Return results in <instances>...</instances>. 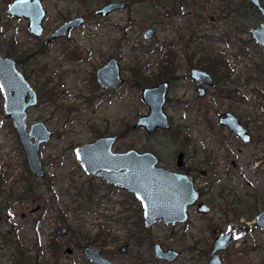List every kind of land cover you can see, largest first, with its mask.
Returning a JSON list of instances; mask_svg holds the SVG:
<instances>
[{"label": "rangeland", "instance_id": "1", "mask_svg": "<svg viewBox=\"0 0 264 264\" xmlns=\"http://www.w3.org/2000/svg\"><path fill=\"white\" fill-rule=\"evenodd\" d=\"M11 1L0 0V50L17 60L18 70L37 92L38 103L27 112V128L43 121L54 135L40 146L44 174L37 178L28 168L17 133L3 111L0 94V175L4 178L0 192V206H4L0 209V264H16L13 248L3 243V235L8 231L14 234L13 230L28 255L36 257L37 264H92L83 253L84 246L95 248L118 264H207L205 253L218 234L228 230H233L237 239L220 253L225 264H264V230L254 225L256 212L264 208V164L246 167L255 155L251 144L241 154H234L238 167L225 172V178L221 179L217 170L214 173L216 197L212 200V193L205 197L211 206L206 216L191 209L184 225L158 221L149 229L141 228L142 209L133 194L87 176L73 151L101 136L119 135L113 145L115 152L153 150L162 157L161 164L176 167V151L182 142L181 138L175 140V130L188 123L190 136L203 139L206 147L222 158L223 152L210 137L205 122L192 125L199 119L200 110L206 109L210 117H215L217 111L236 108L233 101L223 97L217 82L211 88L205 87L207 92L202 97L192 87L187 56L194 55L191 60L198 64L203 48L225 56L233 68L230 88L246 82L244 104L239 109L244 117L250 114L258 118L256 127L264 133V53L248 28L251 23L258 26L262 22L260 13L250 9L249 16L245 19L240 15L237 22L231 12L234 20H221L224 3L217 0H178L175 10L162 6L160 0H124L122 10L100 17L93 10L103 0H42L47 10L45 29L42 37H36L28 31L26 19L9 15ZM76 15L84 16L82 26L43 44L63 20ZM148 27L155 30L151 39L143 37ZM113 57L119 60L124 83L115 89H103L95 74ZM171 57L179 80L169 82L164 111L172 126L170 131L148 135L144 129L132 126L139 116L148 113L141 90L158 82L139 85L143 77L140 75L150 80L157 78ZM203 62L200 67L208 70ZM50 88L59 97L57 103H50L48 94L44 101L39 98V89L45 92ZM191 162L192 159L188 164L192 167ZM236 173L243 177L236 178ZM89 179L93 186L97 185L94 195L105 196L102 202L99 197L88 202L73 196V188L86 186ZM232 184L255 211L250 208L248 214L233 215L236 210L228 207V197L218 196L224 190L221 186ZM28 186L30 191L22 196ZM98 200L101 203L96 204ZM80 202L86 205L79 207ZM61 227L67 228L65 235L59 233ZM216 228L218 234L213 233ZM53 243L61 246L56 257L51 254ZM156 243L164 250H178L180 256L173 262L157 258L153 251ZM124 245L126 252H119Z\"/></svg>", "mask_w": 264, "mask_h": 264}, {"label": "water", "instance_id": "2", "mask_svg": "<svg viewBox=\"0 0 264 264\" xmlns=\"http://www.w3.org/2000/svg\"><path fill=\"white\" fill-rule=\"evenodd\" d=\"M259 11L261 25L249 31L256 43L264 51V5L260 0H249ZM125 2L111 1L100 5L95 10L96 15L107 17L112 12L122 10ZM10 16L17 19L24 18L27 28L36 37L42 35L43 20L46 10L41 0H13L8 6ZM84 22L82 16L68 19L60 24L52 34L44 40L48 44L59 37L66 36L73 28L80 27ZM155 35L153 27H148L143 34L146 39ZM96 80L98 84L106 89H115L124 83L120 71V63L113 57L107 60L97 71ZM190 77L200 85L209 87L214 85V77L203 69H192ZM168 82L162 81L154 86H147L142 91V101L147 105L148 113L138 117L134 128H143L147 134L159 129L168 130L171 127L168 115L164 111V105L168 96ZM200 94L205 89L200 88ZM0 94L3 98V111L10 118L15 129L18 140L30 172L37 178H42L43 166L39 157L40 146L51 140L54 133L43 122L26 125L28 109L34 107L38 102L36 90L30 85L25 76L17 69L16 61L3 56L0 51ZM220 123L225 124L230 130L239 135L243 140L249 138L245 135L246 129L242 127L239 119L230 112L220 115ZM119 135L104 136L92 142L78 145L74 148V155L79 166L87 176L102 179L106 184L117 186L127 192H131L141 205L144 226L151 228L160 221L165 224L174 225L177 222L185 223L188 220L189 206L197 204L198 211L206 214L209 207L203 202L197 203L199 196L194 185L187 175L170 172L157 165V156L152 152H137L128 149L123 152L113 151V145L117 142ZM256 225L264 229V211L257 217ZM66 227H61L59 233L65 235ZM218 233V229L215 231ZM236 235L228 231L219 234L213 242L208 253V264H223L219 252L227 249L235 240ZM126 245L122 246L120 252H126ZM71 251L67 249V252ZM157 258L173 262L179 255L178 250L163 249L159 243L154 245ZM83 253L92 264H118L102 256L98 250L90 246L83 248Z\"/></svg>", "mask_w": 264, "mask_h": 264}, {"label": "flooded vegetation", "instance_id": "3", "mask_svg": "<svg viewBox=\"0 0 264 264\" xmlns=\"http://www.w3.org/2000/svg\"><path fill=\"white\" fill-rule=\"evenodd\" d=\"M111 1H118V0H111ZM111 1H109V2H111ZM41 2H42V0H41ZM260 2L262 3V0H260ZM105 3H108V2H105ZM9 4H8V6H9ZM125 4H126V2H125ZM125 4H124V6H125ZM42 5H43V8L46 10V8L44 7L43 2H42ZM98 8H100V6H98L97 8H95L93 10L94 14H95V10L98 9ZM166 15L168 16L167 13H166ZM46 16H47V10H46ZM46 16H45V18H46ZM77 16H81V15H76L73 18H75ZM97 16H100V15H97ZM82 17L84 18V16H82ZM45 18H44V20H45ZM21 19H24V18H21ZM68 19H72V18H68ZM68 19L63 20L61 22V24L64 21L68 20ZM44 20H43V22H44ZM84 22H85V18H84ZM84 22H83V24H84ZM261 23L258 26H255V27H259L261 25ZM56 28H54L49 33V35L46 38H48ZM76 28H78V27H76ZM252 28H254V27H252ZM44 29L45 28H44V24H43V32H42V35L44 33ZM73 29H71V30H73ZM251 29H250V31H251ZM70 31H69V33H70ZM42 35L39 36V37H42ZM46 38H44V40ZM59 38H61V37H59ZM59 38H57V39H59ZM57 39H55V40H57ZM44 40H43V44H44ZM50 42H52V41H50ZM44 45H47V44H44ZM263 53H264V51H263ZM7 57H10V56H7ZM187 57L191 60L194 57V55H190V56L188 55ZM11 58H13V57H11ZM13 59L16 61V67H17V64H18L17 63V60L15 58H13ZM201 59L198 60L199 63H201V61H202ZM191 62H192V65L189 64V66H188V68H189V73L187 74L188 75V78L191 79V83H194L195 86L192 85V87L194 88V90H196L198 97L205 96L206 95V92H207V90H206L205 87H209V86H207V85H200L199 86L196 83V81L193 78L190 77V72H191L192 69H203V70L207 71L212 77H214V75H213V73L209 72L208 70L204 69L203 67H200L201 65L199 63H198V65H196V64L193 63L192 60H191ZM263 66H264V60H263ZM173 75H174V78H172V79L170 78L169 80H162V81H167L169 83L170 81L179 80L177 78V76H176V72ZM95 78H96V75H95ZM162 81H159V82H162ZM97 84H98V82H97ZM215 84H216V78L214 77V85L213 86H215ZM168 86H169V84H168ZM213 86H211V87H213ZM200 88H204L205 89L204 94H200V91H199ZM245 88H246V82H243L242 84H240V83L239 84H235L233 86V88H229L230 90H233L234 91V94H236V97H234V98H227V99L233 101L234 102V106H236V108H230L229 107V108H227V110L217 111V112H215V117H210L211 113L210 112L207 113V110L206 109L204 111L203 110H200V109H195V111L200 110V113L198 114L200 117H199V119H195L194 120L195 122L192 125H195L196 122H198V123H202V121L205 122V124L207 126V129H208V131L210 133V137L211 138H215L214 140L218 142L217 147H220L219 150H222V152H223L222 158L218 157L217 153L214 152V150H212V151L209 150V148H207L206 145L204 144V140L203 139H200L198 137L197 138L196 137L193 138V136H190L191 134L188 132L187 129H189L191 127V125L188 124V123H182L181 124V127L182 128L181 127H178L175 130V132L177 131L176 132L175 140H179V138H181L180 143L182 142V147L180 146L181 144L175 142V143H177V146L181 147V149L179 151H176L177 152L176 164H175L176 167H173V165H169V164H166L165 165V163L164 164L163 163L161 164V162H163V159H162L161 156L157 155L155 153V151H153V150L147 151V152H152L154 155L157 156V159H158L157 165L160 168L163 167L166 170L170 171L171 173L172 172H175V173H178V174H181V175H183V174L184 175H187L189 177V180L194 185V188L198 192L199 199H198L197 203H199V202L205 203V205H207L209 207V212L211 211V206L208 204V201L205 199V197L209 193H212L211 194L212 195V197H211L212 200H214L215 197H216L213 194V191L216 190L215 189L216 180L213 181V179L215 178V174L214 173L216 172V170L219 171V172H221V174H219V177H221V179H222L223 176L225 178V175H226L225 172L230 171V170L232 171L233 168L236 169V167H238V162H235L234 161V159H236V157H237V156L235 157V155H234L235 153H240L241 154V152L243 150H245L246 146L249 145V144H251L253 146L252 147V150L255 152V155H252V157L250 159V162L247 163L246 167L248 165H250V167H254V168L256 167V168H258L259 165H263L264 164V149H262V143L264 142V133L260 131L261 130L260 128L258 129L256 127V123H257V119L258 118L253 117L250 114H247V116L244 117L243 116V113H242V108L239 109V107L244 104L245 97H242V92H243V90L245 91ZM103 89H106V88H103ZM230 95L232 96L231 93H230ZM227 112L232 113L233 115L236 116L237 119H239L240 124L242 125V127H244V129H246L245 135H248L249 136V138L247 140H243L239 135H237L232 130H230L225 124L222 125L220 123V120H219L220 119V115L223 116V114H225ZM169 122H170V120H169ZM170 123H171V126H172V122H170ZM138 128H134V129H138ZM141 129H143V128H141ZM159 130H162L164 132L170 131V129H168V130L159 129ZM159 130H156L155 132H157ZM155 132L149 133V134H154ZM109 136H112V135H109ZM101 137H104V136H101ZM183 138H185L184 139V142L182 140ZM142 152H144V151H142ZM172 156L175 157L176 154L175 153L174 154L172 153ZM188 156H190V159H192V162L190 163V164H192V167L189 166V164H188V161L190 160V159H188ZM237 176H240L241 177L242 175L240 173H236V178H237ZM204 177L206 178L205 181H202L201 182L200 181L201 178H204ZM211 177H212V179H211ZM115 187H117V186H115ZM221 187L224 188V190L223 191L221 190L222 193H219L218 196H220L221 198L223 196H225L226 199L228 197V199H229L227 201L228 207L235 208V210H236V212H234L233 215L248 214L247 213V210L249 212L250 211V208H251V210H254V207L250 206V204H249V206L246 205L247 202L245 200V198H246L245 195L242 194V193H240V190L236 189L233 184L230 185V187L229 186H225V185L224 186H221ZM216 188L218 189V186H216ZM244 207H246V209H241V208H244ZM191 209H196V211L198 213H200L198 211L197 204L195 206H189V208H188V220L190 219L189 213H191L190 212ZM262 211H264V208H262L258 212H256L257 213V216H256V220L254 222V225H256L257 217L260 215V212H262ZM209 212H207L206 214H203V213H200V214H202V216H206ZM251 213H254V212L251 211ZM228 215H232V214L228 212ZM187 221H185V223ZM185 223L177 222L174 225H181V224L184 225ZM174 225H171V226H174ZM256 226L259 227L258 225H256ZM259 228H261V227H259ZM145 229H148V228L145 227ZM217 229L219 230V228H216L213 231V233H215V231ZM228 231H231V232H233L236 235V233L233 230H228ZM223 233H226V232H223ZM215 234H218V233H215ZM220 234H222V233H220ZM217 237H216V239H217ZM84 247H86V246H84ZM121 247L118 249L119 252H120ZM126 247H127V245H126ZM126 250H127V248H126ZM210 250L211 249H209L208 252L205 253V257H206V259L208 261H209V259H208V253H209ZM153 251H154V248H153ZM222 251H224V250H222ZM154 253H155V251H154ZM220 253H221V251L219 252V255H220V258L222 259ZM101 255L104 256L103 254H101ZM104 257H106V256H104ZM106 258H108V257H106ZM108 259L110 261H113L110 258H108ZM222 262H223V264H225L224 261H223V259H222Z\"/></svg>", "mask_w": 264, "mask_h": 264}, {"label": "trees", "instance_id": "4", "mask_svg": "<svg viewBox=\"0 0 264 264\" xmlns=\"http://www.w3.org/2000/svg\"><path fill=\"white\" fill-rule=\"evenodd\" d=\"M111 0H103V2H109ZM162 6H170L172 9H176L178 4V0H160ZM217 1H221L222 3H224L223 8H220V11H222L223 15L221 17V20H228V18L231 17L232 20H234V16H235V21L240 22L241 20V16H243L246 19V15L249 16V10L252 9L254 11H256V13L258 14L259 11L256 10L255 6L251 3V1L249 0H217ZM262 3L264 5V0H262ZM233 13L234 16H230L229 13ZM229 15V17H228ZM241 15V16H240ZM234 22V21H232ZM252 27H255V25L253 23H251V25L248 26L249 29H251ZM195 32V30H194ZM193 32V33H194ZM246 42V41H245ZM201 55L202 56V61L204 63V67H206L209 71L213 72L214 77L216 78V82H217V86L218 87H222L221 92L223 94V97L225 98H234L236 97V94H234L233 90H230L228 83L230 85V83L233 80V68L231 69V67L229 66L228 61L226 60L225 56L220 54H216L214 51H212L210 48L206 49H200ZM206 56V57H205ZM76 57L75 53L74 56ZM189 64L192 65L191 60L189 59ZM198 65V64H196ZM264 68V66H263ZM161 72L158 74V77L155 79H149L147 76L145 77L144 75H140L143 76L142 77V81L139 83V85H147V84H154L157 83L159 81L162 80H168V79H172L174 78V73L176 72V67H175V60L174 58L171 57V59L167 60L166 64H163L162 67L160 68ZM137 70H135V75L138 73ZM149 81V82H148ZM230 93L232 94V96L230 95ZM49 95L48 99L50 101V103H57L59 97H56V92L55 90H53L52 88L50 89H46L45 92L39 89V98L40 100L43 99V97H45L46 95ZM52 95V96H51ZM44 101V100H42ZM48 101V102H49ZM4 183V178L0 175V192L2 191V185ZM28 186L25 191L23 192L22 196H24V194L29 190ZM100 187V186H99ZM108 188H111L108 186ZM73 190H76L75 194L73 195L74 197H82L84 198V200L89 201H93L92 199L99 197L98 195H94L95 193H97V185L93 186L91 183V179H89V182L86 186H83L82 184L79 186H75L73 188ZM21 196V197H22ZM105 196H101L98 199L101 200V202L103 201ZM133 197V196H132ZM100 200H98V202H96V204L101 203ZM94 203V202H92ZM85 203H79V207H83L85 206ZM4 206H0V209H3ZM87 207V206H86ZM7 209V208H6ZM43 217V216H42ZM144 227V224L141 225V228ZM14 234H10L11 232H7L5 233V235H3V243L5 245L10 244L11 247L13 248V251L15 252V262L16 264H37V259L36 257H31L28 255V251L26 248H24V244L21 241L20 238H17L18 234L16 232H14V230L12 231ZM51 249H52V256L56 257V255L60 252L61 246L59 244H52L50 245ZM193 249V247H191Z\"/></svg>", "mask_w": 264, "mask_h": 264}]
</instances>
